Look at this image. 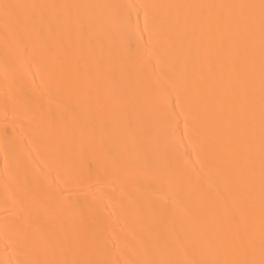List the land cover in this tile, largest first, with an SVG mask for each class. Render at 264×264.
<instances>
[{
    "label": "bare ground",
    "instance_id": "obj_1",
    "mask_svg": "<svg viewBox=\"0 0 264 264\" xmlns=\"http://www.w3.org/2000/svg\"><path fill=\"white\" fill-rule=\"evenodd\" d=\"M0 264H264V0H0Z\"/></svg>",
    "mask_w": 264,
    "mask_h": 264
}]
</instances>
